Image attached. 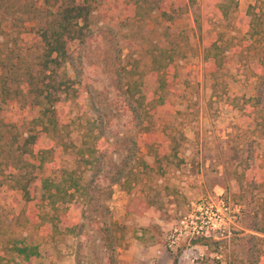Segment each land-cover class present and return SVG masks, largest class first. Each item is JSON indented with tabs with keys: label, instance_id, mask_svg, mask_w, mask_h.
I'll return each instance as SVG.
<instances>
[{
	"label": "rangeland",
	"instance_id": "obj_1",
	"mask_svg": "<svg viewBox=\"0 0 264 264\" xmlns=\"http://www.w3.org/2000/svg\"><path fill=\"white\" fill-rule=\"evenodd\" d=\"M124 1L105 0L92 14L93 37L87 43L91 53L85 54L81 65L91 74L93 87L123 108L109 137L117 134L136 139V157L147 165V169H136L138 181L130 192L112 188L111 198L104 202L107 219L98 214L101 221L111 220L123 227L115 264H172L174 258L177 264H264V236L250 230L255 223L264 227V102L261 115L245 118L227 100L230 95L249 99L257 85L249 61L238 47L226 51L224 66L214 77L206 73L201 52V44L215 40L218 34L239 39L247 8L264 0H237V19L229 24L212 13L209 20L201 17L200 0L174 17L168 29L171 41L182 44L186 39L194 53L176 63L177 80L165 94L167 103L157 110L149 132L142 135L128 130L131 118L118 94L116 76L107 65L113 63L112 70L143 72L150 48L164 40L165 23L154 13L138 19ZM34 50L29 45L22 53L27 51L33 58ZM59 73L74 79L68 65ZM142 81L145 93L155 87L149 77ZM19 105L14 121L24 123L17 134L25 136L37 110L28 102ZM58 111L66 113V141L78 144L79 131L93 117L86 96L80 95L76 103L65 109L62 105ZM127 155L123 150L114 161L119 163ZM57 157L63 168L77 166L72 158ZM38 173L36 170L42 177L55 176L48 170ZM3 192L0 188V240L36 245L40 256L35 264H76L78 253H83L82 264H107L101 235L88 224L82 237L51 239L45 229L39 232L26 222L22 206ZM34 198L37 202L39 195ZM79 213L77 204L70 205L65 222L81 221ZM249 236L255 240L250 241Z\"/></svg>",
	"mask_w": 264,
	"mask_h": 264
},
{
	"label": "trees",
	"instance_id": "obj_2",
	"mask_svg": "<svg viewBox=\"0 0 264 264\" xmlns=\"http://www.w3.org/2000/svg\"><path fill=\"white\" fill-rule=\"evenodd\" d=\"M103 1L0 0V188L22 206L26 222L39 232L45 229L51 239L67 235L82 237L88 224L101 235L107 264H115L114 254L123 241V227L109 219V222L101 221V217H108L104 202L111 198L115 186L130 192L138 181L136 169H147V165L136 157L139 148L136 139L117 134L111 135L113 139L109 137L123 108L96 90L91 74L81 67L85 54L91 53L87 45L93 37L91 16ZM124 3L138 19L154 13L165 23L164 40L150 48L143 72L112 70L113 63L107 65L108 71L116 76L118 94L131 118L128 130L135 129L142 135L149 132L157 110L167 103L165 94L177 80L176 63L194 53L186 39L182 44L171 41L169 26L176 15L183 13V8L194 7L198 0H125ZM200 7L205 20H209L210 13L227 24L237 19V0H200ZM196 22L201 30L199 17ZM28 23L36 25L26 29ZM224 38L218 34L215 40L201 44L204 69L210 76H216L224 66L226 51L238 47L239 54L249 61L257 85L253 97L243 99L230 95L227 100L234 102L233 107L243 117L253 114L257 117L262 114L264 102V2L247 8L239 39ZM29 45L35 49L33 58L27 51L22 53ZM67 65L74 79L60 75L59 71ZM144 77L151 78L155 84L148 93L143 91ZM76 85L83 89L79 90ZM82 94L93 117L79 131V142L75 144L72 140L66 141L69 136L64 133L68 132L69 125L66 113L58 108L63 105L65 109L76 103ZM19 102H28L37 110L25 136L17 134L24 123L14 121L21 108ZM261 126L264 127V120ZM123 150L128 155L116 163L114 157ZM60 154L72 158L77 166L63 168L57 157ZM36 170L39 173L48 170L56 177L36 175ZM36 194L39 195L37 202ZM73 204L80 207L81 221L67 224L65 213ZM250 230L264 236V227L256 223ZM248 238L255 240L254 236ZM82 254L76 255V264L83 263ZM39 256L36 245L11 238L5 242L0 240V264H35ZM177 262L174 258L172 264Z\"/></svg>",
	"mask_w": 264,
	"mask_h": 264
},
{
	"label": "built area",
	"instance_id": "obj_3",
	"mask_svg": "<svg viewBox=\"0 0 264 264\" xmlns=\"http://www.w3.org/2000/svg\"><path fill=\"white\" fill-rule=\"evenodd\" d=\"M224 209H225V208H224ZM171 244H173V242H172Z\"/></svg>",
	"mask_w": 264,
	"mask_h": 264
}]
</instances>
